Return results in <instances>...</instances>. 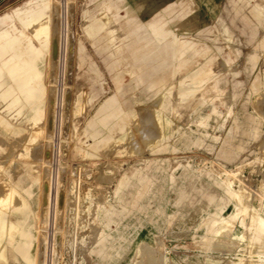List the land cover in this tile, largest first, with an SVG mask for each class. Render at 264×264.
<instances>
[{
	"label": "rangeland",
	"instance_id": "obj_1",
	"mask_svg": "<svg viewBox=\"0 0 264 264\" xmlns=\"http://www.w3.org/2000/svg\"><path fill=\"white\" fill-rule=\"evenodd\" d=\"M36 1L0 0V31L31 35L21 11L46 24ZM51 1L56 20L65 0ZM68 6L69 41L54 70L45 66L36 110L22 112L26 100L13 103L17 94L0 86V224L15 225L3 201L10 181L33 214L37 264L45 255L51 264H264V0ZM39 169L37 207L30 186ZM52 172L61 195L45 252ZM14 236L0 235V264H29Z\"/></svg>",
	"mask_w": 264,
	"mask_h": 264
},
{
	"label": "bare ground",
	"instance_id": "obj_2",
	"mask_svg": "<svg viewBox=\"0 0 264 264\" xmlns=\"http://www.w3.org/2000/svg\"><path fill=\"white\" fill-rule=\"evenodd\" d=\"M69 1L65 0V2L61 3L63 5L62 15H60V13H59L57 16L58 19H56V20L54 19V15H55V8L54 7L55 6L51 0L36 1L37 2L36 3V10H39L38 13H40V15L43 13L44 17L47 18L46 24H44L42 27H38V28H37V23L39 22V19H37V17H35V14H36L35 12L31 13V10L28 12H26V11L19 12L18 16L20 17L23 26L31 28V31H30L31 35L28 34L27 32H25V30L22 28H20L18 30V32H15V33H11L9 31V28L0 31V79H1L0 86L3 87V95L4 96H9L13 93L17 94V97H15L13 99V103H17L19 101H22L23 99L26 100V103L23 104V107L21 109L22 112H25V110L27 111V109H28L27 107L29 104H34V108L36 110L35 95L38 94V92L40 93L41 91L44 90L45 86L43 85V77L45 75L44 70H45L46 64H48L50 66V63L52 61L58 63L59 60L62 59L63 48L62 49L60 48V44H61L60 41L64 37H65V39L67 38V40L69 41V30L65 31V28H64L66 25L64 12L67 11V7H69L68 6ZM32 10L34 11V9H32ZM52 27H54L53 32H51ZM63 31H65V36H64ZM32 36L38 40L39 44L37 46H35V44L33 43ZM65 47L66 48H65L64 68H63V66H61L64 69L63 70L64 76L69 75L71 73V70H72V53H73L72 43L67 44ZM53 65H54V63H53ZM52 67L50 66V68H51V69H49L50 71L53 69ZM24 73L27 74L28 78H25L23 76ZM57 76L59 77V74H57ZM57 79H59V78H57ZM57 81H59V80H57ZM61 83H64V82H61ZM49 84L52 86L51 83H49ZM54 87H55V85H54ZM65 87H66V85H65ZM65 87H63V88H65ZM55 90H56V88H55ZM62 90H65V89H61V91ZM58 92L59 91L57 90L56 93H58ZM62 92H64V93H62V95H63L62 96L63 97L62 102L63 103H61V104L64 105L66 103L67 98H69L70 96H69V94H67L68 93L67 90L62 91ZM27 93H28V96H26ZM56 93H55V95H56ZM55 97H57V100H58V96H55ZM69 99H68V101H69ZM57 100L55 98L52 101L53 102L55 101V103H57ZM60 100H61V98H60ZM68 101H67V103H68ZM64 108H65V106H64ZM54 116H55V114H54ZM62 121H63V119H62ZM62 124H64V122ZM51 125H53V124H51ZM63 127H64V125H63ZM22 135H24V134H22ZM19 137L20 136H18V138ZM124 138H125V136H120L118 138V141H121ZM51 148H52V146H51ZM9 152H10V150L7 151V153H9ZM5 155H7V154H5ZM2 158H4V157H2ZM44 160L45 159L42 158V165L43 166L45 164ZM41 173H42V171L39 169L35 175L36 176L35 182L33 184H31V186H30L31 191L34 192L33 198L36 201L37 207L40 206V204L43 200L42 199V196H43L42 189L44 191V186L42 188L41 183H43V182L41 181L42 180L41 179V177H42ZM54 175H53V172L51 173V175H49V177L50 176L51 177L49 178V180L47 182V188H46V193H45V197H46V218H45V220L47 223V231H48V234L46 233L47 237H46V241H45V245H44L45 252H47L48 243L50 242V238L52 237L51 236L52 231H50V229H52L54 227V224L56 223V216H57L56 206L58 204L56 206L54 205L55 206V209H54L53 198L55 196V201H56V196H58V198H57V202H58L60 195H61V192H59V189L54 185L55 184V182H54L55 176ZM59 181H60V179H59ZM7 182L10 184V188H9V191L5 194L3 201L8 206H14L13 219H14L15 225L12 227H8L6 225V223L0 224V235L8 234L10 230H14L15 231L14 242H15L16 250L20 252V254L25 258V261L27 263L37 264V245H36L37 236L35 234V229L33 228L31 222L29 221L30 217L33 215L32 211L29 207V204L27 202H23L17 196L15 189L13 188V186H11V182L10 181H7ZM57 182H58V180H57ZM55 187L58 190H56ZM234 195L237 197H240V199H241L240 191H234ZM3 212H5V211H3ZM57 213H59V212H57ZM40 215H41V213H40ZM58 215H60V214H58ZM259 224H260L261 229H262L261 231H263L261 233L263 235H262V237H260V239H262L264 242V220L261 219ZM52 225H53V227H52ZM221 230H222V227L220 229H218L217 231H215V233H218ZM53 234H54V232H53ZM259 236H260V234H259ZM258 239H257V242H258ZM50 245H52V244H50ZM50 248H51V246H50ZM3 251H5V250H3ZM1 257L5 258V257H7V254L2 253ZM43 257H44V255H43ZM51 261H52V258H51ZM2 263H4V262H2ZM51 263H49L46 255H45V258L43 259V264H51ZM166 264H167V262H166Z\"/></svg>",
	"mask_w": 264,
	"mask_h": 264
},
{
	"label": "crops",
	"instance_id": "obj_3",
	"mask_svg": "<svg viewBox=\"0 0 264 264\" xmlns=\"http://www.w3.org/2000/svg\"><path fill=\"white\" fill-rule=\"evenodd\" d=\"M200 49H201V48H200ZM200 49H196V48H195V49L193 50V53H194V54H198V52H199ZM197 50H198V51H197ZM196 52H197V53H196ZM203 71H204V70H201V72H203ZM204 73H205V72H204ZM193 81L195 82V85H199V83L205 81V78L203 77V78H202L201 80H199V81H195V80H193Z\"/></svg>",
	"mask_w": 264,
	"mask_h": 264
}]
</instances>
